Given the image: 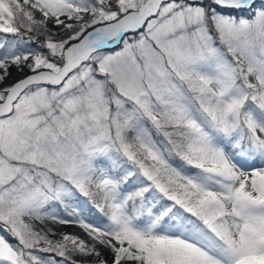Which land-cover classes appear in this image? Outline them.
<instances>
[{"label":"snow or ice","instance_id":"snow-or-ice-1","mask_svg":"<svg viewBox=\"0 0 264 264\" xmlns=\"http://www.w3.org/2000/svg\"><path fill=\"white\" fill-rule=\"evenodd\" d=\"M0 264H264V0H0Z\"/></svg>","mask_w":264,"mask_h":264},{"label":"rangeland","instance_id":"rangeland-1","mask_svg":"<svg viewBox=\"0 0 264 264\" xmlns=\"http://www.w3.org/2000/svg\"><path fill=\"white\" fill-rule=\"evenodd\" d=\"M68 231H74V229H72V228H69V229H67Z\"/></svg>","mask_w":264,"mask_h":264},{"label":"trees","instance_id":"trees-1","mask_svg":"<svg viewBox=\"0 0 264 264\" xmlns=\"http://www.w3.org/2000/svg\"><path fill=\"white\" fill-rule=\"evenodd\" d=\"M75 230V229H74Z\"/></svg>","mask_w":264,"mask_h":264}]
</instances>
